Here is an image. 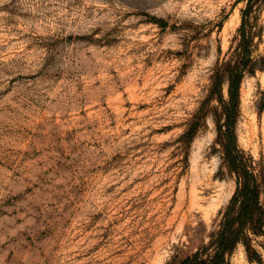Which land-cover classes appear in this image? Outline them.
Masks as SVG:
<instances>
[{
	"label": "rangeland",
	"instance_id": "1",
	"mask_svg": "<svg viewBox=\"0 0 264 264\" xmlns=\"http://www.w3.org/2000/svg\"><path fill=\"white\" fill-rule=\"evenodd\" d=\"M245 4L0 0V264H166L208 239L235 190L211 76ZM245 20L264 64V0ZM239 97L237 144L264 170V69ZM228 261L259 264L241 243Z\"/></svg>",
	"mask_w": 264,
	"mask_h": 264
},
{
	"label": "trees",
	"instance_id": "2",
	"mask_svg": "<svg viewBox=\"0 0 264 264\" xmlns=\"http://www.w3.org/2000/svg\"><path fill=\"white\" fill-rule=\"evenodd\" d=\"M245 1L241 23L238 28V42L230 57L216 64L212 73L209 97H214L217 105L211 114L215 124V143L222 153V165L235 178V190L224 208L217 229L207 232V240L192 252L175 254L166 264H229L228 255L237 243L244 246L250 262L263 264L251 243L250 235H264V208L260 202L264 170L250 155L238 146L235 125L239 113V89L243 76L253 74L256 68L264 69V64L252 57V32L246 27V14L253 0ZM227 85V97L222 94V85ZM264 103V99L262 100ZM198 113L189 122L181 136L190 140L198 124Z\"/></svg>",
	"mask_w": 264,
	"mask_h": 264
}]
</instances>
